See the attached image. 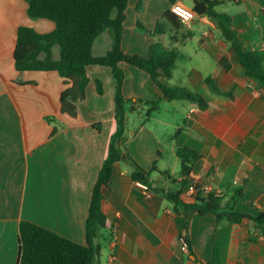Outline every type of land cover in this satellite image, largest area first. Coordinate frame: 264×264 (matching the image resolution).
Wrapping results in <instances>:
<instances>
[{
    "label": "crops",
    "instance_id": "1",
    "mask_svg": "<svg viewBox=\"0 0 264 264\" xmlns=\"http://www.w3.org/2000/svg\"><path fill=\"white\" fill-rule=\"evenodd\" d=\"M218 1L222 2L218 11L232 17V29L244 50L264 51V0ZM177 3L184 5V0ZM26 8L25 0H0V264H18L21 221L86 245L93 189L116 130L110 68H87L90 83L75 118L60 111L65 85L57 72L16 70L18 28L41 33L55 28L52 21L30 19ZM170 8L169 0H128L122 50L148 57L155 41L177 48L169 83L199 93L207 107L163 100L142 123L139 117L149 107L138 106L128 116L127 150L141 167L152 171L153 187L180 192L188 204L197 195L187 193L193 183L211 185L226 199L232 186H243L237 208L257 217L264 212V89L245 75L241 65L234 64L229 72L221 67L230 45L212 18L195 16L180 28L168 26L156 38L138 29L139 23L155 29ZM111 48L112 37L105 32L95 41L93 54L103 56ZM122 67L126 98L159 99L158 91L149 88L146 72L124 63ZM209 77L218 79L219 87L230 94L213 92L205 84ZM97 80L103 83L102 95ZM134 116L139 117L131 126ZM97 123L101 131L94 128ZM179 147L202 156L191 164L190 177L181 173ZM131 172L127 163H117L103 188L104 212L117 231L102 232L97 264H264V232L255 221L217 225L212 214L177 213L163 195L133 181Z\"/></svg>",
    "mask_w": 264,
    "mask_h": 264
},
{
    "label": "trees",
    "instance_id": "2",
    "mask_svg": "<svg viewBox=\"0 0 264 264\" xmlns=\"http://www.w3.org/2000/svg\"><path fill=\"white\" fill-rule=\"evenodd\" d=\"M169 1L171 6L177 4V0ZM25 2L30 19L52 21L55 23V28L46 33L27 26L18 28L14 49L16 70L57 72L64 79L65 85L60 95V111L75 118L78 115V104L86 99V90L90 83L87 68L89 66L110 68L115 80L116 130L111 136L107 158L93 189L85 224L86 245L64 238L32 222L21 221L18 264H97L101 251L98 241L106 229L107 219L104 212L106 199L103 188L109 185L115 165L119 162H125L131 167L133 181L147 186L153 193L163 195L174 204L177 213L182 210H196L201 215L212 214L216 218L217 225L241 224L245 220H251L255 221L264 232V212L254 217L237 208L239 200L244 196L243 186H232L229 189L228 199L225 196L207 194L199 190L195 201L188 204L183 202L180 192L172 194L165 189L153 187L152 171L141 167L127 150L128 116L129 113L135 112L138 106L149 107L144 123L147 122L150 114L159 108L163 100H183L197 104L202 109L207 107V102L199 93L169 83L176 68L177 48H167L159 41H155L148 57L128 55L123 52L121 43L128 0H25ZM221 5L222 2L218 0H193L192 10L196 16L216 20L223 38L229 43L228 53L220 60L224 71L229 72L234 64H239L245 70V75L264 89V51L244 50L238 34L232 29V17L218 11ZM168 26L175 28L182 26L171 10L166 11L159 19L155 29H147L141 23L138 24V29L156 38L165 34ZM105 32L112 37V48L103 56H95L94 43ZM56 47L59 49L58 58L55 56ZM123 63L139 68L149 75V88L158 91V100L129 99L124 96L123 83L126 74L122 67ZM19 83L29 84L22 81ZM205 84L217 94H230L219 87L218 79L209 77L205 80ZM96 86L98 94L102 95L103 83L97 80ZM46 119L49 122L54 121L53 117ZM93 126L101 131V124L97 123ZM177 156L181 160V173L186 177H190L193 172L191 164L202 158L187 147H179ZM155 169L156 164L153 167V170ZM185 241L187 242V238Z\"/></svg>",
    "mask_w": 264,
    "mask_h": 264
},
{
    "label": "built area",
    "instance_id": "3",
    "mask_svg": "<svg viewBox=\"0 0 264 264\" xmlns=\"http://www.w3.org/2000/svg\"><path fill=\"white\" fill-rule=\"evenodd\" d=\"M174 9H179L181 11L176 12L174 11ZM170 10L174 15L178 17V19L180 20L182 24H190L195 19V16H196L192 9H189L185 7L184 5L178 4V3L175 5H172ZM235 184H237V181L235 182ZM139 185L143 187L145 190L148 189L147 186L141 183H139ZM199 190L207 194L214 193L215 195H218V196L221 195V193L219 191L214 190V188L211 185L199 186L194 183L188 187L187 193L189 195H194V194H197ZM106 229H109L112 232V234L115 235L117 231V225L113 221L106 219ZM185 247L187 249L186 244H185ZM190 264H193V263H190Z\"/></svg>",
    "mask_w": 264,
    "mask_h": 264
},
{
    "label": "rangeland",
    "instance_id": "4",
    "mask_svg": "<svg viewBox=\"0 0 264 264\" xmlns=\"http://www.w3.org/2000/svg\"><path fill=\"white\" fill-rule=\"evenodd\" d=\"M184 6L190 9L191 6H192V3L190 2V0H184ZM58 51H59V49H58V47H56L55 52L57 53ZM161 104H162V103H160L159 106H162ZM147 109H149V108H147ZM147 109H146V111H145L144 113L141 114L140 117H139V116H134V117L132 118L131 126H132V123L135 122L134 120H136L137 117H139V119L141 118L142 123H144V120L147 119V113H148V112H147ZM129 115H130V113H129ZM155 115H158V114L155 113ZM99 124H100V123H99ZM101 128H102V125H101ZM126 135H127L128 139H130L129 134H128V125H127V134H126Z\"/></svg>",
    "mask_w": 264,
    "mask_h": 264
},
{
    "label": "clouds",
    "instance_id": "5",
    "mask_svg": "<svg viewBox=\"0 0 264 264\" xmlns=\"http://www.w3.org/2000/svg\"><path fill=\"white\" fill-rule=\"evenodd\" d=\"M174 11H176V12H180L181 10H179V9H174Z\"/></svg>",
    "mask_w": 264,
    "mask_h": 264
}]
</instances>
